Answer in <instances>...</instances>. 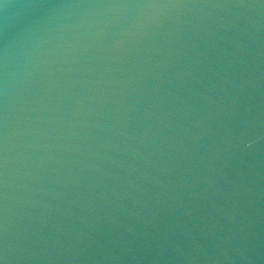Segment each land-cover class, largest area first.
Segmentation results:
<instances>
[{"label":"water","instance_id":"95a60500","mask_svg":"<svg viewBox=\"0 0 264 264\" xmlns=\"http://www.w3.org/2000/svg\"><path fill=\"white\" fill-rule=\"evenodd\" d=\"M0 264H264V0H0Z\"/></svg>","mask_w":264,"mask_h":264}]
</instances>
